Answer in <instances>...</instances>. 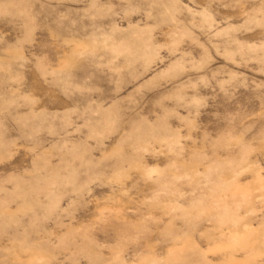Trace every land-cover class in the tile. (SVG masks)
<instances>
[{
	"label": "rangeland",
	"instance_id": "obj_1",
	"mask_svg": "<svg viewBox=\"0 0 264 264\" xmlns=\"http://www.w3.org/2000/svg\"><path fill=\"white\" fill-rule=\"evenodd\" d=\"M0 264H264V0H0Z\"/></svg>",
	"mask_w": 264,
	"mask_h": 264
}]
</instances>
